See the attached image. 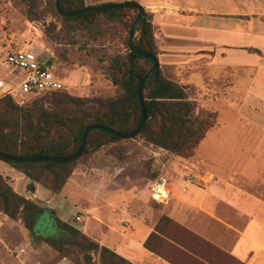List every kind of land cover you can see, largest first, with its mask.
I'll use <instances>...</instances> for the list:
<instances>
[{"label":"rangeland","instance_id":"obj_1","mask_svg":"<svg viewBox=\"0 0 264 264\" xmlns=\"http://www.w3.org/2000/svg\"><path fill=\"white\" fill-rule=\"evenodd\" d=\"M132 1L137 0H85V4L91 7ZM140 1L144 3L141 5L144 7L148 21L152 25L153 35L158 48L157 59L159 68L169 81H171V76L165 63H169V50L170 47L176 44V40L178 41L177 44H179L182 39H188L189 45L188 43L186 45L190 50H209L217 45V43H220V41L252 45V47L259 50L264 48V41L261 38L249 39L248 37L242 36L239 39L227 35L228 32L223 34L225 37L218 34L217 31H220L219 26L222 23H232V20L229 19L221 20L210 18L212 23L210 28L208 27L209 22L200 21L201 24H197L195 27L202 25L206 32L203 31L199 33L198 30L197 33L199 36L196 39H190L191 35L188 32L185 33L176 28H179L181 25L185 30L191 28L192 19L180 17L178 21L166 17L172 16L170 15L172 12L177 15L181 14L182 16H186L189 12H191V14H199L198 12L202 10L217 11L219 5L216 0H164L165 2L167 1V3H173L172 5L174 8L157 5V2L161 0ZM53 3L54 0H0V46L16 51H32L39 56L41 60H48L52 72L65 86V89L60 93H65L76 99H96L100 101L120 99L123 96V91L109 82L107 62L109 59L115 57L125 58L127 24L135 17V14L130 12L127 16L123 15L124 18L122 17L115 23H109L104 16H97L94 19V23L86 28L76 22H64L59 19L55 14ZM260 22L264 23V19L261 18ZM171 39H174V41ZM183 41L186 42V40ZM187 46H184V49ZM181 49H183V47ZM260 59L263 63L264 54L260 52L256 53L253 50H247V52L232 51L227 53L226 60L223 62L245 66V72L252 73L253 70L258 67ZM160 60H162L164 64L163 68H161L162 65ZM220 62L222 61L220 60ZM141 64L147 68L142 62ZM234 76H237V74L234 73ZM0 80H6L7 82L16 84L20 81L3 67H0ZM248 87L249 82L247 80L238 83L233 90L234 96H236V99L233 98L235 101H225V103L233 107L236 111L242 108L240 112L241 119L246 120L250 116L253 117V115H256V121L262 124L264 122V98L262 97V100L260 99L255 107H248L244 102ZM187 95L189 101L192 102L195 107L194 117L202 116L203 113L215 115L213 112L202 109L197 101L191 100L196 94L187 92ZM58 99V97L49 94L39 95L34 98H25L24 100L15 98L13 102L19 108H29L33 105H37L51 112L54 109L48 103L52 101L56 102ZM2 109L3 104L0 102V111ZM215 109L216 112L218 111L220 113V120L224 121L226 116L225 110L219 107ZM85 114L89 113L85 112ZM258 135L260 137V142L264 134ZM99 140V137L94 135L91 139L92 147ZM105 142V145L96 152L91 153V149L88 154L81 156L76 160L75 164L70 166L72 174L62 188L58 192H55V195L58 197L49 206L56 210L62 222L70 224V226L81 233H83L81 231L83 227L86 228L85 230H87V232L92 230L90 229V215L87 212L92 205L91 202L95 198L92 197L91 189H98L99 191H96L106 197L105 195L108 193L111 195V189L113 188L122 189L123 192L134 190L135 187H140L142 183L145 182V179H155L158 180L159 183L164 182L166 186L169 184L168 188L170 194L167 195V198L162 200V203H158L150 196L146 202L147 206L158 213L164 212L166 207H171L173 202L177 200L176 195L179 193V189H175L174 183L178 175L173 172V167H165L166 163L170 159H174L183 164V166L190 165L197 149H195L191 157H176L165 151L154 149L140 139L121 140L120 142L105 140ZM262 158L264 159V156ZM223 166L224 165L213 166L205 164L201 166V169L204 173L212 175L211 184L227 183L230 187H238L258 199V201L264 203V165L258 167L257 174H259L260 177L258 176L255 185H250V188H248L247 181H245L240 172L231 169V164L227 169V173L230 174L224 177ZM119 168H122V171L119 173L118 177L124 175L128 178L126 183L128 188L124 186L125 184L121 179H117L113 183L108 182L106 179L109 170V172H113L115 169ZM75 169L76 175L74 176L73 173ZM62 175L64 174L62 173ZM47 178V175H43L39 179L43 182L47 180ZM104 178L106 180H104ZM5 179L15 192L13 184L9 182V179ZM199 183L200 186L205 184L204 181H199ZM31 186L34 187L35 191L37 188L43 189L40 184H34L30 180H27L24 193L21 197L26 200H34L31 198L32 195L29 192ZM133 198L135 197L133 196L126 203L133 207L134 211H138L143 205V201ZM104 211L106 210L102 208L101 212L105 213ZM78 216L83 218L81 223L76 221V217ZM188 216L189 218H193V220L198 219V221L206 222L208 226H214L217 233L224 227L222 224L219 225L215 221L211 222L208 220L207 222V220L204 219L205 217L203 218L202 215L198 213H188ZM55 219L56 217L53 215L46 214L39 222L40 230L46 237L55 241L65 239V232L59 229ZM7 228L8 225L6 224L0 227V237L7 242L9 247V250H7L0 244V264H17L13 260V255L16 254L20 242L16 234L13 235V233H9ZM225 228L232 234L229 228ZM157 230L170 239L172 238L176 241L193 246L196 249H200L202 254L213 258L212 260H215L216 264H239L236 263L228 253L223 252L216 245H212L211 242L204 240L202 237L189 231L186 227L179 225L176 220L165 219L164 215L160 216V223ZM227 231H223L225 236L229 234ZM88 238L92 239V237ZM228 241L233 242L234 235H231ZM163 243L166 244V246L160 249V253L168 260L172 261L174 264H190L180 259L179 255L182 254L185 256L183 251L171 246L165 241H163ZM167 246H170L172 250H169ZM74 250L71 247H66L64 252L67 254H58L50 247L46 246V249L41 253L43 262L39 261V264H54L61 259H65L68 264H99L97 255H91V257L86 259L76 253V249ZM175 259H177V261ZM25 264H36V262L30 260Z\"/></svg>","mask_w":264,"mask_h":264},{"label":"crops","instance_id":"obj_2","mask_svg":"<svg viewBox=\"0 0 264 264\" xmlns=\"http://www.w3.org/2000/svg\"><path fill=\"white\" fill-rule=\"evenodd\" d=\"M132 2L139 5L144 4L140 0ZM216 2L219 5L217 11L202 10L198 12L199 14L189 12L186 16L172 12L170 14L172 16L166 17L178 21L180 17L192 19L191 28L185 30L182 25L176 28L185 33L188 32L191 35L190 39H196L199 36L198 30L199 33L206 32L204 26H195L201 24L200 21H204L209 22L208 27L210 28L211 18L232 20L231 24L224 22L219 26L220 31L217 33L222 37H225L223 34L228 32L227 35L239 39L245 36L249 39L261 38L264 41V23L260 22L261 18L264 19V0H216ZM172 4L164 0L157 2L159 6L174 8ZM234 17H249L250 20L245 22L234 19ZM171 40L174 41V39ZM177 42L176 40V44L170 47L169 63H165L169 69L171 81L185 87L187 92L196 94L191 100L197 101L202 109L215 113V126L199 143L190 165L183 166L174 159L167 161L165 167H173V172L178 175L174 183L175 189H179V193L171 207H166L164 212L158 213L147 206L146 202L150 196L158 203H162V200L170 194L169 184L167 186L165 184L164 197L154 196L151 188L159 183L155 179H145V182L140 187H135L134 190L123 192L122 189L113 188L111 195L108 193L105 195L106 197L99 194L98 189H91L92 197L95 198L87 212L90 215V229L92 230L87 232L83 227L81 231L84 234H82L92 237L91 240L113 251L129 264H174L160 253V249L166 246L163 241L184 252L185 256L179 255L182 261L190 264H216L215 260H212L213 258L202 254L200 249L170 239L158 231L160 216L164 215L165 219L176 220L179 225L211 242L212 245H216L223 252L228 253L236 263L264 264V203L238 187H230L227 183L211 184L212 175L204 173L201 169V166L205 164L224 165L222 167L223 175L227 177L230 174L227 173V169L231 164V169L240 172L247 181L248 188L250 185H255L259 176L257 174L258 167L264 165L262 158L264 156V137L259 142L258 135L264 134V122L258 123L255 119L256 115L250 116L246 120L241 119L242 108L236 111L225 101H235L233 99H236L233 93L234 87L243 80L249 82L248 91L244 97V102L248 107H255L257 102L262 100V97L264 98V61L262 63L260 59L258 67L252 73L245 72V66L223 61L226 60L227 53L232 51L253 50L264 54V48L259 50L252 45L220 41L209 50H190L186 45L187 43L189 45L188 39H182L179 44ZM184 46L187 47L184 49ZM160 63L163 68L162 60ZM0 67L2 68V66ZM234 73L237 76H234ZM218 107L225 110L224 121L220 120V113L216 112L215 108ZM109 171L106 178L108 182L113 183L117 179H121L124 186L127 187L128 178L124 175L118 177L122 168L115 169L113 172ZM0 175L9 179L18 195H23L27 178L3 162H0ZM73 175H76V169ZM106 179L104 178V180ZM199 181H204L205 184L200 186ZM30 194L32 199L41 202L42 207L52 211L51 215L62 222L56 210L49 207L58 196L41 188H37L36 191L34 189V192H30ZM133 196L143 201V205L138 211H134V208L126 203ZM102 208L106 210L105 213L101 212ZM193 212L201 214L207 222L208 220L215 221L224 227L221 226L222 230L220 229L217 233L214 226H208L206 222L189 218L188 213ZM78 218V223H81L83 218L81 216ZM5 224L8 225L7 231L13 235L16 234L20 242L16 254L13 255V260L17 264H25L30 260L35 261L36 264H39V261L43 262L41 253L46 249V246L41 242L31 243L30 235L23 227L0 215V227ZM225 227L229 228L232 234ZM223 231H227L229 234L227 233L228 235L225 236ZM231 235H234L233 242L228 241ZM45 239L48 238L45 237ZM0 244L9 250L7 242L2 237H0ZM185 245L190 250L184 249ZM167 247L172 250L170 246ZM175 260L177 261V259ZM54 264L68 263L67 261L64 263L61 259Z\"/></svg>","mask_w":264,"mask_h":264},{"label":"trees","instance_id":"obj_3","mask_svg":"<svg viewBox=\"0 0 264 264\" xmlns=\"http://www.w3.org/2000/svg\"><path fill=\"white\" fill-rule=\"evenodd\" d=\"M55 2L56 0L53 7L59 19L64 22H76L86 28L94 23L97 16H104L109 23H115L130 12L135 14V17L127 24L125 58L115 57L107 62L108 80L113 86L123 91V96L118 100L100 101L76 99L60 91L52 93L59 99L48 103L54 109L51 112L37 105L19 108L12 97L5 96L0 101L3 104V109L0 111V153L26 159L46 156L68 157L76 152L82 133L89 126L102 125L119 133H127L133 131L139 122L137 86L151 69L152 62L135 56L128 48V35L137 12L123 8L64 18L57 12ZM60 6L64 12H75L88 7L85 0H61ZM234 19L245 22L250 20L249 17H234ZM133 44L138 50L157 58L158 48L152 25L146 14L136 30ZM143 99L146 119L141 131L133 139H140L154 149L165 151L170 155L191 157L207 132L215 125L214 114L203 113L202 116L194 117L195 107L188 99L186 88L167 80L160 68L145 84ZM94 135L100 140L92 147L91 139ZM105 140L121 141L101 131H92L87 137L81 156L88 154L91 149V153L96 152L105 145ZM0 161L15 169L32 183L40 184L43 189L52 194L58 192L69 179L72 174L70 166L76 162L75 160L66 164L45 162L22 164L1 159ZM43 175H47L48 178L41 182L39 178ZM41 205L42 203L37 200H26L18 195L0 175V215L23 227L30 235L31 243L41 242L58 254H67L64 249L71 247L86 259L91 255H97L99 264H129L113 251L100 246L58 219H55L56 224L65 232V239L55 241L46 237L40 230L39 222L52 211ZM184 249L190 250L188 246H184Z\"/></svg>","mask_w":264,"mask_h":264},{"label":"water","instance_id":"obj_4","mask_svg":"<svg viewBox=\"0 0 264 264\" xmlns=\"http://www.w3.org/2000/svg\"><path fill=\"white\" fill-rule=\"evenodd\" d=\"M61 0H56L55 5H56V10L57 12L64 18H75L80 15L88 14V13H104V12H110V11H115V10H120L123 8H128L135 10L137 12L136 18L130 28V32L128 35V48L132 54L135 56L146 59L152 62V67L151 69L147 72V74L143 77V79L139 82L137 86V101L139 104V109H140V119L139 122L136 126V128L127 133H119L113 130L112 128L105 127L102 125H93L85 128V130L82 133L81 139L79 146L74 154L68 157H63V158H58V157H51V156H46V157H38V158H32V159H26V158H19L15 156H10L4 153H0V159L1 160H6L10 162H15V163H22V164H28V163H36V162H45V163H56V164H66L73 162L77 160L81 154L83 153L86 145V140L90 132L92 131H101L105 134H108L116 139L119 140H129L135 138L139 132L141 131L145 119H146V109L144 105V99H143V88L145 84L149 81V79L156 73V71L159 69V62L158 59L151 55L144 53L137 48H135L133 44V39L134 35L136 33V30L143 18V16L146 14L145 9L142 5H139L134 2H124V3H118V4H111V5H103V6H91L87 7L83 10L75 11V12H64L61 9L60 6ZM30 192H34V188L31 186L30 187Z\"/></svg>","mask_w":264,"mask_h":264},{"label":"built area","instance_id":"obj_5","mask_svg":"<svg viewBox=\"0 0 264 264\" xmlns=\"http://www.w3.org/2000/svg\"><path fill=\"white\" fill-rule=\"evenodd\" d=\"M0 66L7 70L19 83L0 81V97L34 98L39 95L52 94L65 89L62 81L52 72L48 60H41L32 51L14 52L0 47ZM165 183L161 182L151 188L154 196L163 198ZM79 221V218H76ZM23 253V251H21ZM65 263V259H62Z\"/></svg>","mask_w":264,"mask_h":264}]
</instances>
